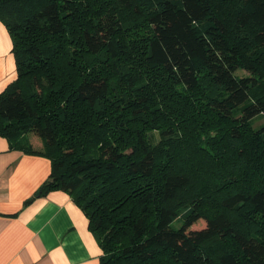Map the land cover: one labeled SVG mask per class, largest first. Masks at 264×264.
<instances>
[{"label":"trees","instance_id":"obj_1","mask_svg":"<svg viewBox=\"0 0 264 264\" xmlns=\"http://www.w3.org/2000/svg\"><path fill=\"white\" fill-rule=\"evenodd\" d=\"M0 22V136L51 162L26 205L70 195L100 264H264V0H0Z\"/></svg>","mask_w":264,"mask_h":264},{"label":"crops","instance_id":"obj_2","mask_svg":"<svg viewBox=\"0 0 264 264\" xmlns=\"http://www.w3.org/2000/svg\"><path fill=\"white\" fill-rule=\"evenodd\" d=\"M16 77L12 41L0 22V94ZM34 137L27 136L41 149ZM50 172L48 158L11 149L0 136V264H100L102 250L70 195L57 190L25 204Z\"/></svg>","mask_w":264,"mask_h":264},{"label":"rangeland","instance_id":"obj_3","mask_svg":"<svg viewBox=\"0 0 264 264\" xmlns=\"http://www.w3.org/2000/svg\"><path fill=\"white\" fill-rule=\"evenodd\" d=\"M239 72H240V70L238 71V73ZM263 122H264V119L258 120V121H256L255 126H260ZM36 139H38L40 141L39 138L36 137ZM204 227H205V222L199 221L196 224H194L191 228L194 229V230H196V229L199 230V229H202Z\"/></svg>","mask_w":264,"mask_h":264}]
</instances>
